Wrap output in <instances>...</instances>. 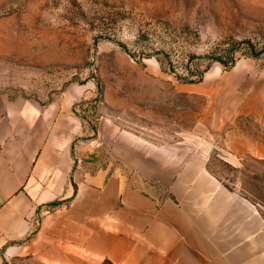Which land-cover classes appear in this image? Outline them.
Masks as SVG:
<instances>
[{"label": "rangeland", "instance_id": "374dc122", "mask_svg": "<svg viewBox=\"0 0 264 264\" xmlns=\"http://www.w3.org/2000/svg\"><path fill=\"white\" fill-rule=\"evenodd\" d=\"M235 61L264 66V0H0V110L54 112L87 172L108 165L113 146L192 144L264 218V160L230 155L225 142L231 127L264 138L248 116L221 119ZM204 69L198 82L176 77Z\"/></svg>", "mask_w": 264, "mask_h": 264}, {"label": "crops", "instance_id": "0c3cea01", "mask_svg": "<svg viewBox=\"0 0 264 264\" xmlns=\"http://www.w3.org/2000/svg\"><path fill=\"white\" fill-rule=\"evenodd\" d=\"M236 62L225 89L231 113L221 119L248 116L264 131V66ZM12 108L0 110V263L24 253L34 264H264L262 214L196 146H113L110 163L87 172L72 164L54 112ZM224 134L230 155L264 160V138Z\"/></svg>", "mask_w": 264, "mask_h": 264}, {"label": "trees", "instance_id": "16d2710c", "mask_svg": "<svg viewBox=\"0 0 264 264\" xmlns=\"http://www.w3.org/2000/svg\"><path fill=\"white\" fill-rule=\"evenodd\" d=\"M234 63L235 62H233L231 65H233ZM169 69H170V71H173L172 68H169ZM206 70L207 69H204L203 71H197V70L191 71L190 74L194 75L195 78H190L191 76L190 77H181V76H178L177 74H176V77L183 82H198L203 78V75H204Z\"/></svg>", "mask_w": 264, "mask_h": 264}]
</instances>
